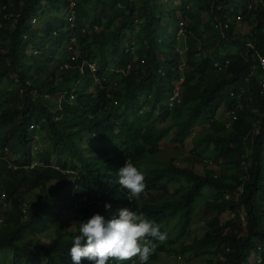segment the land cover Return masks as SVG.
<instances>
[{
    "label": "trees",
    "instance_id": "1",
    "mask_svg": "<svg viewBox=\"0 0 264 264\" xmlns=\"http://www.w3.org/2000/svg\"><path fill=\"white\" fill-rule=\"evenodd\" d=\"M73 1L0 0V264H73L79 221L109 218L105 203L173 228L147 264L192 251L264 264V0ZM198 131L187 155L148 167L171 133L182 145ZM126 160L145 176L138 198L118 184Z\"/></svg>",
    "mask_w": 264,
    "mask_h": 264
},
{
    "label": "clouds",
    "instance_id": "2",
    "mask_svg": "<svg viewBox=\"0 0 264 264\" xmlns=\"http://www.w3.org/2000/svg\"><path fill=\"white\" fill-rule=\"evenodd\" d=\"M228 116L231 117L229 112ZM116 174L119 186L127 190L131 197L138 198L145 190V176L130 160H126ZM104 207L111 213L109 218L96 213L79 221V234L72 237L70 247L73 264H81L83 260L92 264H109L110 261L117 264L131 261V264H136L134 258H138L139 264H147L149 257L156 253L157 243L153 241L163 242L167 239L165 230L161 231L160 225L147 219L142 212L127 207L113 212L110 203H105ZM28 210L26 204L24 212ZM181 257L178 256L179 259ZM258 259L259 256L253 261L254 264H258Z\"/></svg>",
    "mask_w": 264,
    "mask_h": 264
},
{
    "label": "rangeland",
    "instance_id": "3",
    "mask_svg": "<svg viewBox=\"0 0 264 264\" xmlns=\"http://www.w3.org/2000/svg\"><path fill=\"white\" fill-rule=\"evenodd\" d=\"M174 0L170 1V4L173 3ZM62 13V12H61ZM63 14H61L62 16ZM171 18L169 17H165L164 20L162 21L163 26L167 29L169 27H173L170 26L171 25ZM242 22V21H241ZM251 31V28H249L248 26H246L245 24H241L237 26V31L236 33H240L242 36L248 35L249 32ZM61 53V52H60ZM61 57H63V55H61ZM5 89H9L10 86H5ZM228 114L227 113H221L218 118L221 121H225L228 123V125H230V121L228 118ZM185 118V116H182L181 118H176L173 119V122H180ZM162 126V125H161ZM200 131L193 133L187 140H185V142L182 145L177 144L176 142H172V133L161 143L160 145V150L161 153L157 156V158L155 159H149L147 161V165L148 167H156V166H162L163 164H165L166 162H168L173 156L174 153L176 151H178L179 153H182L183 155H187L193 148H194V144L196 141V137L198 136ZM41 140H40V144H41ZM184 165V164H182ZM197 169H199L200 171H202V165L197 166ZM170 187L172 188L173 185H170ZM206 194H210V192H205ZM175 198V197H174ZM77 218H82L81 216L78 217L77 213L75 211H70V212H65L64 214V220L67 222L68 225V230L74 232L76 230L77 227V223H76V219ZM207 217L203 216L202 213L198 214L197 216H195L193 218V221H198L200 222V224L194 225V233L198 234L199 236H201L203 234V229L201 228V226H203L205 223L202 222L204 220H206ZM202 229V230H201ZM167 233V238H170L174 235V230L171 226L167 227L165 229V231ZM45 242H54V238L52 237H47V236H43L42 238ZM9 256H12V253L9 251L8 253H2L1 257L2 258H9ZM191 256L190 258H185V257H181L180 259L177 256H172L171 253H161L159 255V257L157 258V260L155 262H152L150 264H205V256H199V257H195L194 256V251L191 252ZM2 260V259H1ZM0 260V261H1ZM254 257L252 258V262L251 264H254Z\"/></svg>",
    "mask_w": 264,
    "mask_h": 264
},
{
    "label": "built area",
    "instance_id": "4",
    "mask_svg": "<svg viewBox=\"0 0 264 264\" xmlns=\"http://www.w3.org/2000/svg\"><path fill=\"white\" fill-rule=\"evenodd\" d=\"M135 1H137V0H123V2H124V4H120L119 3V7L120 8H125V6H126V3H133V2H135ZM221 1L222 0H215V2H214V4H216V5H218V10L219 11H221L222 10V7L220 6L219 7V4L221 3ZM257 3H255V4H253V3H251L248 7H249V9L250 10H252V9H255L257 6H259L261 3H260V1H256ZM46 3L45 2H43V5H45ZM71 7H74V3H72V5H71ZM242 20V16L239 14L238 16H237V21L238 22H240ZM38 22V19L36 18V19H34V24H36ZM218 28H220L221 30H230V22H228V21H226V22H223V21H219L218 22ZM249 47H251V48H254V44H253V42H249L248 44H247ZM259 59H260V62H261V66H262V71H263V75H262V77H261V82H262V88H263V90H264V58L263 57H259ZM66 69L68 68V67H65ZM179 100V94H178V90H176L174 93H173V96L171 97V99H170V106H173V104H174V102H179L178 101ZM229 115L230 116H234V119H237L236 118V112L235 111H232V112H229ZM37 165H33V169L36 167ZM222 260H225V259H222ZM257 263L258 264H261V260L260 259H258L257 260Z\"/></svg>",
    "mask_w": 264,
    "mask_h": 264
},
{
    "label": "crops",
    "instance_id": "5",
    "mask_svg": "<svg viewBox=\"0 0 264 264\" xmlns=\"http://www.w3.org/2000/svg\"><path fill=\"white\" fill-rule=\"evenodd\" d=\"M73 1V0H72ZM74 2V1H73Z\"/></svg>",
    "mask_w": 264,
    "mask_h": 264
}]
</instances>
